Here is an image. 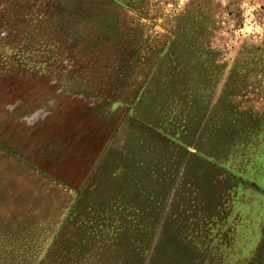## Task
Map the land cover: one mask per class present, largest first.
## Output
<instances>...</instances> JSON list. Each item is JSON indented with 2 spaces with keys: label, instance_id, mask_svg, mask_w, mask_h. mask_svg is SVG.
I'll use <instances>...</instances> for the list:
<instances>
[{
  "label": "rangeland",
  "instance_id": "374dc122",
  "mask_svg": "<svg viewBox=\"0 0 264 264\" xmlns=\"http://www.w3.org/2000/svg\"><path fill=\"white\" fill-rule=\"evenodd\" d=\"M0 264H264V0H0Z\"/></svg>",
  "mask_w": 264,
  "mask_h": 264
},
{
  "label": "trees",
  "instance_id": "16d2710c",
  "mask_svg": "<svg viewBox=\"0 0 264 264\" xmlns=\"http://www.w3.org/2000/svg\"><path fill=\"white\" fill-rule=\"evenodd\" d=\"M75 208V207H74ZM70 212H71V209H70Z\"/></svg>",
  "mask_w": 264,
  "mask_h": 264
}]
</instances>
